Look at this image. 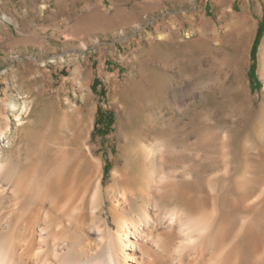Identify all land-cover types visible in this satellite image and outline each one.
<instances>
[{
	"label": "rangeland",
	"instance_id": "1",
	"mask_svg": "<svg viewBox=\"0 0 264 264\" xmlns=\"http://www.w3.org/2000/svg\"><path fill=\"white\" fill-rule=\"evenodd\" d=\"M263 13L264 0H0V145L14 172L17 136L46 140L61 147L60 178L73 164L78 193L91 160L104 208L120 180L135 193L130 214L146 208L153 223L123 254L111 216L101 228L77 209L62 231L71 257L264 264V35L259 89L247 75ZM98 109L114 115L105 137L93 135ZM182 212L205 229L186 237Z\"/></svg>",
	"mask_w": 264,
	"mask_h": 264
},
{
	"label": "bare ground",
	"instance_id": "2",
	"mask_svg": "<svg viewBox=\"0 0 264 264\" xmlns=\"http://www.w3.org/2000/svg\"><path fill=\"white\" fill-rule=\"evenodd\" d=\"M6 133L0 128V141ZM17 137H19L16 143L18 145L14 153L19 167L18 173L13 170L12 158L5 157L0 145V205L5 204L0 209V264H105L99 258L87 262L84 259L85 263H82L71 257L72 240L68 243L70 240L67 236H62V231L67 228L72 232L76 227L74 222L77 209L81 211L82 216L89 211L94 218L103 220L100 227L104 228L110 225L108 217L111 216L117 223L116 240L123 254L127 249L134 250L135 247L140 246L139 240L147 235L153 223L147 216L148 209L145 208L142 213L136 212L137 214H130L127 210L135 193L126 190L122 182L118 180L117 183L121 184L114 197L116 204L105 205L104 208L102 188L98 181H95L97 178L91 171V160L87 161L89 165L82 183L83 189L78 193L75 190L76 176L72 163L68 164L63 177L60 178L57 173L61 151L59 145L50 144L45 140L44 143L40 141L34 147H29L27 144L29 135L23 134ZM8 147L10 148V145ZM45 178L49 182L42 192L41 181ZM38 192L39 199L35 200L34 207L25 210L20 206L26 198ZM143 193H146L149 199L150 193L142 192L141 194ZM102 213L107 214L106 220L102 219ZM178 217L182 223L189 218L187 213L183 212ZM186 224V237H192L206 227L204 222L193 226L189 222ZM62 240H65V243ZM113 260L109 264L117 263ZM123 261V264H138L134 258L129 260L125 258Z\"/></svg>",
	"mask_w": 264,
	"mask_h": 264
},
{
	"label": "trees",
	"instance_id": "3",
	"mask_svg": "<svg viewBox=\"0 0 264 264\" xmlns=\"http://www.w3.org/2000/svg\"><path fill=\"white\" fill-rule=\"evenodd\" d=\"M264 35V13L258 21L257 30L254 36V40L250 49V62L248 66L247 75L252 90H257L260 88L261 83L257 77V52L260 41ZM100 82L98 79H95L91 84V89L93 92L100 91L102 95L105 94L104 88L98 90ZM114 124V115L112 112H104L100 109L97 110L95 118V128L93 130V135L98 133L99 135L105 137L112 130V125Z\"/></svg>",
	"mask_w": 264,
	"mask_h": 264
}]
</instances>
